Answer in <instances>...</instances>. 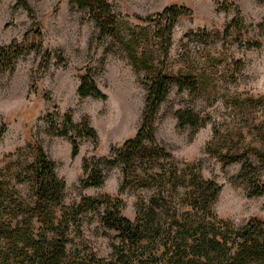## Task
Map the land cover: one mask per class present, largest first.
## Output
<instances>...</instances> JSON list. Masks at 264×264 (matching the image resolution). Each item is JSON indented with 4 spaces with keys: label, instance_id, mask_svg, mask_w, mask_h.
<instances>
[{
    "label": "rangeland",
    "instance_id": "rangeland-1",
    "mask_svg": "<svg viewBox=\"0 0 264 264\" xmlns=\"http://www.w3.org/2000/svg\"><path fill=\"white\" fill-rule=\"evenodd\" d=\"M108 1L126 36L130 31L142 34L134 47L149 66L132 65L116 38L98 41L93 19L69 0H27L30 11L18 0H0V46L14 44L24 50L12 69L0 71V129L5 126L0 135L1 174L8 176L31 159L26 147L32 142L56 163V174L66 184V205L84 195H116L122 181L120 166L104 171L101 186L82 189V161L108 156L111 148L120 147L135 132L150 72L165 69L196 80L194 89L172 85L156 116V137L178 167L169 168H177L178 173L184 163L193 162L202 177L216 182L220 191L212 208L218 217L235 226L251 218L264 220V194L249 196V185L239 176L241 163L223 161V154H244L260 167L259 178L264 180V0ZM170 4L185 7L162 60L155 36L158 26L149 17ZM86 67L106 98L78 96ZM184 109L193 110L204 124L179 126L175 113ZM67 113L74 123L86 120L96 133V139L77 137L75 157L69 138L57 133ZM16 187L21 195L31 197L27 182ZM150 194V189L126 188L120 196L124 214L132 218L136 202ZM102 212L100 207L81 215L68 250L109 257L115 232L102 227Z\"/></svg>",
    "mask_w": 264,
    "mask_h": 264
},
{
    "label": "trees",
    "instance_id": "trees-1",
    "mask_svg": "<svg viewBox=\"0 0 264 264\" xmlns=\"http://www.w3.org/2000/svg\"><path fill=\"white\" fill-rule=\"evenodd\" d=\"M69 3L88 12L97 27L98 41L116 38L126 49L132 65L138 62L148 65L147 58L140 57L134 47L140 44L142 34L130 31L126 36L108 0H69ZM17 4L30 11L27 0H18ZM184 7L170 4L149 17L158 26L155 36L159 38L162 60L168 55L171 31ZM230 25L224 34H228ZM23 51L14 44L0 46V71L12 69ZM49 53L48 50L46 57ZM195 81L190 74L152 70L135 132L120 147L111 148L108 156L83 159V177L79 181L82 189L101 186L104 171L120 166L122 181L116 195H84L78 202L66 205V184L56 174V163L39 144L29 142L26 149L30 150L31 159L21 161L8 176L0 171V264H264V220L251 218L235 226L218 217L212 205L220 186L202 177L193 162L184 163L177 173L171 154L156 137V116L172 85L180 90L194 89ZM77 94L80 98H106L88 67L80 75ZM175 116L179 126L198 128L204 124L202 117L191 109L178 110ZM65 119L64 127L57 133L69 138L71 157H75L79 152L77 137L96 139V133L86 120L74 123L69 113ZM223 161L241 163L239 176L249 185V196L264 194L260 167L248 157L223 154ZM170 165L177 168H169ZM25 182L32 190L30 198L21 195L16 187ZM132 186L150 189L151 194L136 202L134 215L129 218L123 212L120 196ZM100 207H103L102 227L115 232L116 242L109 257L77 248L68 250L70 234L72 229L79 231L81 215Z\"/></svg>",
    "mask_w": 264,
    "mask_h": 264
}]
</instances>
